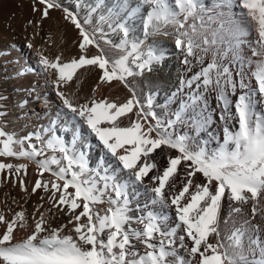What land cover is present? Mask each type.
<instances>
[{"label": "snow or ice", "instance_id": "snow-or-ice-1", "mask_svg": "<svg viewBox=\"0 0 264 264\" xmlns=\"http://www.w3.org/2000/svg\"><path fill=\"white\" fill-rule=\"evenodd\" d=\"M85 7L82 16L76 9ZM100 7L31 0L39 21L29 25L42 24L55 10L77 31L78 56L65 61L62 53L37 52L40 68L55 77L51 84L72 140L69 147L54 133L18 138L5 130L7 111L0 105V185L14 179L27 198L43 193L31 215L23 207L9 208L11 216L0 211V264H264V0H216L211 8L203 0H118L93 26ZM134 19L142 39L132 37ZM105 23L120 34L119 43L107 38ZM157 36L174 37L184 66L166 102L180 101L171 115H158L156 93L143 94L130 80L168 58L158 42L146 43ZM102 44L121 55L110 57ZM81 69L99 72L83 103L63 90L80 91ZM114 83L128 90L126 100L101 93ZM212 94L218 113L209 105ZM215 115L223 122V142L212 148L198 136ZM33 136L39 147L29 143ZM93 141L102 154L95 169L87 159ZM45 149L60 155L37 159ZM164 149L176 154L164 155L161 164L158 150ZM3 158L35 161L31 191L24 180L29 165ZM98 204L108 207L101 212ZM59 214L67 222L53 226ZM21 229L28 234L17 239Z\"/></svg>", "mask_w": 264, "mask_h": 264}, {"label": "bare ground", "instance_id": "bare-ground-1", "mask_svg": "<svg viewBox=\"0 0 264 264\" xmlns=\"http://www.w3.org/2000/svg\"><path fill=\"white\" fill-rule=\"evenodd\" d=\"M65 6H71L76 3H83L85 5H94L99 2L101 8L93 15V26L98 22L100 15H108V9L116 10L118 0H61ZM130 3L131 0H128ZM203 2L211 8L216 0H203ZM80 11L81 15L87 14V8L76 9ZM233 12L238 11L237 8L232 9ZM227 11V9H224ZM123 12V9L121 10ZM50 19H46L42 24L29 25L28 21H39V13H33L31 9V0H0V95L6 97V101H0L6 111L7 116L2 121L6 131L13 132L18 138H22L29 134L43 135L45 139L50 134H55L61 137L66 143L72 140V134L69 129L71 123L64 115L65 110L62 107L59 97L56 95L51 84L54 75L45 74L37 63V52H43L50 58L56 55L63 54L62 58L67 61L79 55V49L74 43L77 41V31L74 27L63 20V14L60 11H51ZM134 27L132 29V37L143 38L141 33V25L139 19L133 20ZM114 26V25H113ZM104 32L107 33V38L111 39L113 43H119L120 34L109 30L107 23L103 24ZM33 43V48L29 49L27 42ZM158 42L167 52L168 58L165 59L162 65L154 67L153 72L145 73L143 77L130 78L132 82L140 89L143 94L149 91L156 93L155 104L158 115L163 116L165 113L171 115L179 107V99L170 104H166L171 93L174 92L178 86L180 78L184 75V66L180 63L181 57L178 51L174 48V37L172 36H157L150 38L146 43ZM15 45V47H13ZM105 48L106 54L112 58H118L121 53L111 48L108 45L102 44ZM89 54H96V49L90 46ZM244 54L251 56L250 50L245 47ZM31 69H35L32 71ZM197 68H193L192 72L187 73L191 76ZM81 77L80 91L77 92L75 86L63 88L67 93L74 94L75 98L83 103L92 94V88L97 82L99 72L91 69H81L78 71ZM35 89L34 92L32 90ZM103 95L111 99L119 98L120 101L126 100L130 93L126 88L118 83L114 86H104L100 90ZM38 97V98H37ZM232 99H235L232 97ZM23 100L28 103L24 108L18 107V104ZM209 105L211 108L219 112L218 105L215 100V94L208 96ZM127 120L124 124H128ZM51 127L52 133H49ZM43 130V132L41 131ZM177 131H189L187 128H179ZM190 134L195 135L194 132ZM223 122L218 115L213 117V122L199 133L198 140L209 141L212 148L217 147L223 142ZM36 144L38 147L41 141L37 140L35 136L29 142ZM93 147L87 150V159L89 166L93 169L100 166L101 152L95 148V141L92 142ZM80 143L77 144L79 148ZM25 147H29L26 144ZM161 164H163L162 157L164 155H175V151L164 149L163 152L158 150ZM59 156V153H53L51 150L45 149V156L37 159H44L52 155ZM5 162L11 163H27L29 165L27 175L24 177L25 183L28 185L29 191L37 179V165L33 160L3 158ZM66 163V162H63ZM55 170L57 166L53 165ZM51 178L50 173L44 174V179ZM43 195L41 191L32 195L30 198L20 190L18 184L14 183V179L0 185V211H3L6 216H11L12 212L21 210V207L27 209V213L31 215L34 211V206L40 202V196ZM15 199V203L13 202ZM27 199V203H25ZM47 207V205H46ZM101 212L105 210L107 204L96 205ZM227 205L225 204L222 210V217L226 215ZM67 218L59 214L52 221L53 226H58L66 223ZM2 230V229H0ZM31 229H29L30 231ZM28 232L21 229L16 232L17 239H23ZM210 242H215L210 238Z\"/></svg>", "mask_w": 264, "mask_h": 264}, {"label": "rangeland", "instance_id": "rangeland-1", "mask_svg": "<svg viewBox=\"0 0 264 264\" xmlns=\"http://www.w3.org/2000/svg\"><path fill=\"white\" fill-rule=\"evenodd\" d=\"M101 8V7H100Z\"/></svg>", "mask_w": 264, "mask_h": 264}]
</instances>
